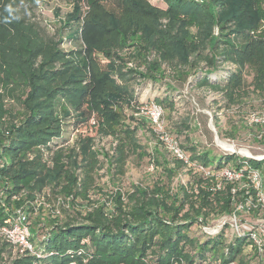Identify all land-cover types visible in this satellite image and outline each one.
<instances>
[{"label":"trees","instance_id":"1","mask_svg":"<svg viewBox=\"0 0 264 264\" xmlns=\"http://www.w3.org/2000/svg\"><path fill=\"white\" fill-rule=\"evenodd\" d=\"M163 1L165 8L149 0H87L84 13L77 17L78 27L68 34L78 45L68 50L62 46L61 33L59 39L51 38L27 18L26 12L43 0H0V162H4L0 167V227L9 226L12 211L24 205L20 195L30 188V178L47 171L45 154L55 153V187L70 198V204L88 199L98 161L91 158L81 182L69 164L59 162L66 141L63 118L72 112L81 118L77 128L93 118L97 134L117 141L119 174H124L127 151L150 155L140 150L125 111L140 113L152 104L174 110L173 100L164 97L138 104L134 91H124L113 76L117 60L123 62L128 56L129 62L140 61L139 67L145 69L141 78L156 83L164 75L157 58L181 46L195 56L192 66L205 63L207 67L198 82L200 87L221 92L236 104L249 93L245 76L252 75L254 90L264 92V32L255 18L256 1L241 0L239 7L231 0ZM9 7L11 15L6 10ZM223 15L228 16L224 19ZM189 22L198 29L197 35L180 39L175 27L179 23L187 27ZM153 54L155 60H151ZM226 64L234 70L226 79L211 83L209 74ZM9 98L22 112L16 122L5 123ZM184 149L190 152L182 149L191 166L176 159L178 168L200 167L211 179L215 172L228 168L242 177L225 180L227 183L215 191L203 188L208 178L200 177L198 194L191 199L184 189L182 201L163 198L159 189L139 187L133 193L119 192L112 210L101 204L77 212L79 223L73 218L47 221L41 241H37L38 230L32 228V252H22L0 237V264H6V256L10 264H264V245L258 246L252 232L230 239L224 231L215 236L191 234L198 217L207 221L211 216L234 215L238 205L245 206L250 198L255 204L251 211L264 209L251 182L253 172H263L264 160L236 154L216 156L198 151L192 143ZM153 162L169 180L176 175L157 157ZM248 247L251 254L246 253Z\"/></svg>","mask_w":264,"mask_h":264},{"label":"rangeland","instance_id":"2","mask_svg":"<svg viewBox=\"0 0 264 264\" xmlns=\"http://www.w3.org/2000/svg\"><path fill=\"white\" fill-rule=\"evenodd\" d=\"M149 1L160 8L166 6L163 0ZM254 1L257 5L255 18L259 29L264 32V0ZM231 3L239 7L241 0H231ZM86 4L87 0H43L37 8L28 10L26 15L30 21L38 23L47 36L59 39L61 33L64 40L63 48L72 50L77 47L78 42L71 40L68 34H72L78 27L77 17L84 13ZM227 16L223 15V18ZM68 23H71V26ZM229 24L235 26L233 22ZM197 31L198 29L189 22L187 27L179 23L174 32L183 39L187 34L195 37ZM217 33L218 28H215V34ZM156 58V54L151 56V60ZM129 60L131 59L128 56L123 62L117 60L119 65H116L113 73L124 91L128 93L134 91L138 104L152 103L156 98L170 97L175 106L174 110L162 109L160 125L156 126L150 119V106L141 108L140 113L126 109V123L134 130L135 139L141 146L140 150L150 155L127 151L123 175L118 173L115 161L118 156L116 149L118 143L112 136L97 134L93 118L83 125L79 124L78 128L77 120H81L78 113L72 112L70 116L63 118L66 141L61 145L63 154L59 162L69 164V168L81 182L86 166L92 157L95 158L98 163L94 172V185L87 200L79 198L70 204V198L65 197L59 192V188L55 187L56 155L54 152L45 154L47 171L37 176L38 178L34 176L30 178V188L20 195L24 205L12 211L10 219L15 220L19 210L24 211L29 234L32 228L38 230L37 241H41L47 232V227L43 228L47 226V221L56 219L58 222H64L73 218L79 223L81 218L77 212L91 211L101 204L112 210L114 197L119 192L125 195L133 193L139 187L159 189L163 198L168 196L170 199L178 198L182 201L184 189L188 190L191 199L198 194L197 181L200 177L208 178V183L206 182L203 188L211 191H215L219 186L222 188L227 183L221 171L215 172L213 174L215 177L211 179L200 167L178 168L176 158L161 140L164 135L172 137L189 155L190 152L184 147L192 143L198 151H211L216 156L236 154L252 160H264V92L254 90L251 85L252 75L245 76L246 90L249 92L247 96L240 102L232 104L223 93L198 85L199 80L205 76L207 67L205 63L192 66L195 56L186 53L181 46H176L167 56L157 58L164 75L156 83L141 78L140 74L145 73V69L139 67L142 65L140 61ZM234 68L229 64L220 65L218 72L209 74L208 78L211 83L220 82L226 79ZM5 110L3 117L5 123L16 122L19 113L22 112L21 106L10 98L6 99ZM155 157L174 169L176 175L173 179L169 180L166 172L155 165L153 162ZM32 158L33 156L30 157ZM3 165L4 162L1 161L0 167ZM262 171L264 179V170ZM13 199L19 200L16 197ZM254 207L255 204L250 198L245 206L238 205L234 215L211 216L207 221L198 217L196 219L198 224L192 228L191 234L198 237L205 234L215 236L224 231L230 239L238 233L252 232L264 245V209L251 211L250 209ZM187 208L188 211V204ZM246 253H252L251 247L247 248ZM4 262L10 264L11 260L6 256Z\"/></svg>","mask_w":264,"mask_h":264},{"label":"built area","instance_id":"3","mask_svg":"<svg viewBox=\"0 0 264 264\" xmlns=\"http://www.w3.org/2000/svg\"><path fill=\"white\" fill-rule=\"evenodd\" d=\"M149 115L152 123L156 126H159L162 118V108L153 104L149 107ZM161 140L177 160H180L186 165L191 166L188 156L182 151L179 144L175 142L172 137L164 135L161 137ZM222 177L227 181H236L240 179L242 175L236 174L232 170L226 168L222 171ZM251 182L254 185L255 190L258 191L259 202H261L264 206V182L262 174L260 172H253L251 174ZM218 188H220V186ZM233 193H235V190H233ZM26 220L27 217L25 216L24 211L19 210L15 220L7 221L9 226L0 227V237L3 240L11 243L14 248H19L22 252H32L33 245L29 241L30 234L28 228L25 225ZM252 237L258 246L261 247V241L258 240L255 233L252 234Z\"/></svg>","mask_w":264,"mask_h":264},{"label":"clouds","instance_id":"4","mask_svg":"<svg viewBox=\"0 0 264 264\" xmlns=\"http://www.w3.org/2000/svg\"><path fill=\"white\" fill-rule=\"evenodd\" d=\"M6 10H7V11L9 12V14L11 15V12H12L11 7L7 8ZM13 19H19V17H13Z\"/></svg>","mask_w":264,"mask_h":264}]
</instances>
